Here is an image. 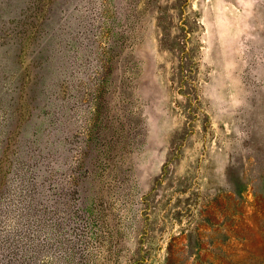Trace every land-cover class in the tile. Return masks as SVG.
I'll list each match as a JSON object with an SVG mask.
<instances>
[{
  "label": "rangeland",
  "instance_id": "374dc122",
  "mask_svg": "<svg viewBox=\"0 0 264 264\" xmlns=\"http://www.w3.org/2000/svg\"><path fill=\"white\" fill-rule=\"evenodd\" d=\"M29 239L264 264V0H0V264Z\"/></svg>",
  "mask_w": 264,
  "mask_h": 264
},
{
  "label": "trees",
  "instance_id": "16d2710c",
  "mask_svg": "<svg viewBox=\"0 0 264 264\" xmlns=\"http://www.w3.org/2000/svg\"><path fill=\"white\" fill-rule=\"evenodd\" d=\"M25 239L23 236L19 235V239ZM29 243L25 245L26 252L19 255L20 261L18 264H45L43 245L41 242L34 243L33 239L28 241ZM24 251V250H23ZM16 252H12V256H16ZM18 258V257H17Z\"/></svg>",
  "mask_w": 264,
  "mask_h": 264
}]
</instances>
